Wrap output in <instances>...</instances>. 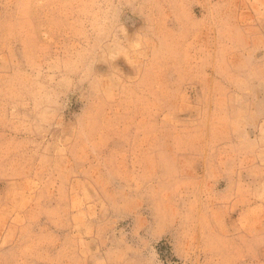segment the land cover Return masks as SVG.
Here are the masks:
<instances>
[{"label": "rangeland", "instance_id": "1", "mask_svg": "<svg viewBox=\"0 0 264 264\" xmlns=\"http://www.w3.org/2000/svg\"><path fill=\"white\" fill-rule=\"evenodd\" d=\"M0 264H264V0H0Z\"/></svg>", "mask_w": 264, "mask_h": 264}]
</instances>
